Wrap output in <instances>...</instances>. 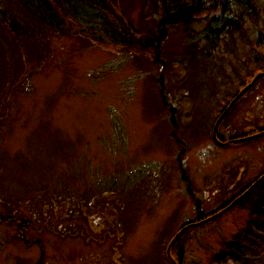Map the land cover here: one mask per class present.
I'll list each match as a JSON object with an SVG mask.
<instances>
[{"label":"rangeland","instance_id":"obj_1","mask_svg":"<svg viewBox=\"0 0 264 264\" xmlns=\"http://www.w3.org/2000/svg\"><path fill=\"white\" fill-rule=\"evenodd\" d=\"M114 11L127 45L23 21L31 37H11L0 24V264H172L182 229L264 175V136L252 138L264 132V77L229 109L264 73V0L235 9L238 32L208 45L201 20L158 30L162 0ZM259 186L186 230L171 259L209 264L244 229Z\"/></svg>","mask_w":264,"mask_h":264},{"label":"trees","instance_id":"obj_2","mask_svg":"<svg viewBox=\"0 0 264 264\" xmlns=\"http://www.w3.org/2000/svg\"><path fill=\"white\" fill-rule=\"evenodd\" d=\"M8 1L6 4L10 5L9 12L12 15L6 13L5 3L0 0V24L7 26V32L11 37H31L25 31L27 26L31 27V33L42 35L43 28L56 31L75 29L79 35L92 39L99 45H127L132 37L129 27L121 23L114 11L116 0ZM170 1H180V4L171 8L165 0H162L163 18H165L161 21L167 22V25H176L189 24L195 19L201 20L205 27L201 31V37L208 45L218 37L234 35V32H238L241 22L233 17V11L235 9L249 11L253 0ZM171 10H174L176 14L169 13ZM20 21L25 23V28L20 25ZM254 193H256L254 194L256 199L251 206L249 220L244 229L231 242L226 243L223 251L209 264H264V181ZM18 218L19 228L26 226L29 228L30 222L27 219L23 216ZM5 220L11 224L8 219ZM180 240L181 238L174 244V248Z\"/></svg>","mask_w":264,"mask_h":264},{"label":"water","instance_id":"obj_3","mask_svg":"<svg viewBox=\"0 0 264 264\" xmlns=\"http://www.w3.org/2000/svg\"><path fill=\"white\" fill-rule=\"evenodd\" d=\"M261 77H264V73H261V74H259V75H257L256 77H254V79L252 80V83H250L247 87H245L236 97H235V99L233 100V102L230 104V106H229V109L233 106V104L246 92V91H248L252 86H253V84L259 79V78H261ZM223 117V116H222ZM222 117H221V119H222ZM221 119L220 120H218L217 121V124H219V122L221 121ZM262 136H264V132H260L258 135H255L254 137H252V138H258V137H262ZM214 139H215V135H214ZM216 140V139H215ZM246 140V139H245ZM247 140H249V139H247ZM244 141V140H243ZM240 142H242V141H232L231 143H240ZM264 180V175L261 177V178H259L257 181H256V183H254L244 194H242L238 199H236L233 203H231V205H233L234 206V204H236V203H238L239 201H241L246 195H248L260 182H262ZM233 206H231V207H233ZM230 207V208H231ZM230 208H228V209H224L221 213H218L217 215H215V216H213V217H211L210 219H214V218H217L219 215H221L222 213H224V212H226L227 210H229ZM210 219H207V220H205V221H202V222H199V223H195V224H193V225H190V226H188V227H186V228H184V229H182L174 238H173V240L171 241V243L169 244V247H168V249H167V256H168V258H169V260L172 262V264H177L173 259H171V257H170V249L172 248V246L180 239V237L185 233V231L186 230H188L189 228H191V227H196V226H200V225H203V224H205V223H207Z\"/></svg>","mask_w":264,"mask_h":264},{"label":"bare ground","instance_id":"obj_4","mask_svg":"<svg viewBox=\"0 0 264 264\" xmlns=\"http://www.w3.org/2000/svg\"><path fill=\"white\" fill-rule=\"evenodd\" d=\"M169 13H171V14H176L175 13V11L173 10H171V12H169ZM171 20H173V18H171ZM121 21V20H120ZM123 21V20H122ZM124 22V21H123ZM122 23V22H121ZM168 23L167 22H163V21H160L159 22V24H158V26H157V28H158V30H159V28H163L164 26H166ZM202 33V32H201ZM202 35V34H201ZM203 36H205V33H203ZM104 46H107L106 44L104 45ZM172 113H173V111H171ZM245 193V192H244ZM243 193V194H244ZM246 197H248V195H246L241 201H239L238 203H236V204H234V206L233 205H231V203H233L236 199H234L229 205L228 204H226L225 206H223V207H225V209H228V208H230L231 206H233V207H231L230 209H233L234 207H236V206H238L239 204H242L241 202L246 198ZM10 212L11 213H14L15 211L14 210H10ZM241 231H239L238 233H237V235L240 233ZM236 235V236H237ZM235 236V237H236Z\"/></svg>","mask_w":264,"mask_h":264},{"label":"flooded vegetation","instance_id":"obj_5","mask_svg":"<svg viewBox=\"0 0 264 264\" xmlns=\"http://www.w3.org/2000/svg\"><path fill=\"white\" fill-rule=\"evenodd\" d=\"M172 108V107H171ZM230 114V113H229ZM248 136V135H247ZM214 142V141H213ZM215 143V142H214ZM217 146H220V147H223V145H225L224 143H222V144H218V143H215ZM247 189V188H246ZM245 189V190H246ZM245 190H243L242 192H244ZM242 192L239 194V195H241L242 194ZM197 222H199V221H197Z\"/></svg>","mask_w":264,"mask_h":264}]
</instances>
